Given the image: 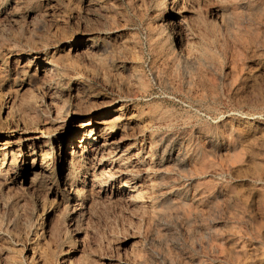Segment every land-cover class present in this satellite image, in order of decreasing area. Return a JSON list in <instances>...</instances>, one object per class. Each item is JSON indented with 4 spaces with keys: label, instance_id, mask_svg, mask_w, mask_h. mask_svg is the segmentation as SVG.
Segmentation results:
<instances>
[{
    "label": "rangeland",
    "instance_id": "374dc122",
    "mask_svg": "<svg viewBox=\"0 0 264 264\" xmlns=\"http://www.w3.org/2000/svg\"><path fill=\"white\" fill-rule=\"evenodd\" d=\"M204 1L0 0V264H264V0ZM84 32L96 45L79 48ZM37 52L65 65L58 84L20 57ZM130 69L142 87L112 154L129 171L82 155L78 211L61 133Z\"/></svg>",
    "mask_w": 264,
    "mask_h": 264
},
{
    "label": "bare ground",
    "instance_id": "6f19581e",
    "mask_svg": "<svg viewBox=\"0 0 264 264\" xmlns=\"http://www.w3.org/2000/svg\"><path fill=\"white\" fill-rule=\"evenodd\" d=\"M167 1V0H166ZM182 1V0H181ZM196 1V0H195ZM204 1V0H203ZM170 2V0H169ZM189 2V1H188ZM202 2V1H200ZM205 2V1H204ZM209 2V1H208ZM207 2V3H208ZM151 3V2H149ZM178 3V2H177ZM182 3V2H181ZM91 4V3H90ZM171 5V4H170ZM176 5V4H175ZM178 5V4H177ZM187 5V4H185ZM200 5V4H199ZM207 5V4H206ZM180 6V5H179ZM181 6H183L181 4ZM193 6V5H192ZM201 6V5H200ZM199 6V7H200ZM205 6V5H204ZM209 6V5H208ZM173 7V6H172ZM196 7V6H195ZM180 8V7H179ZM191 8V7H190ZM173 9V8H172ZM183 9V8H182ZM192 9V8H191ZM194 9V8H193ZM180 10V9H179ZM178 10V11H179ZM171 11V10H170ZM177 11V10H176ZM177 13H172L169 16L170 23H172L176 28L180 30L181 25H182V20L180 18V15ZM175 12V10H174ZM182 12V11H180ZM210 12V11H209ZM163 15V14H161ZM158 16V15H157ZM214 16V14H213ZM184 17V16H183ZM217 17V16H216ZM160 19V18H159ZM158 19V20H159ZM219 20V19H218ZM169 23V22H168ZM169 23V24H170ZM222 23V22H221ZM168 24V25H169ZM161 27V26H160ZM186 28V26H185ZM178 30V31H179ZM182 30V29H181ZM96 31V30H93ZM117 31V30H116ZM171 31V30H170ZM173 31V29H172ZM171 31V32H172ZM176 31V30H174ZM90 32V31H89ZM187 32V31H186ZM174 33V32H173ZM179 32L177 35L178 43L179 45L181 44V39L182 35ZM93 34V33H92ZM185 34V33H184ZM183 34V35H184ZM186 35V34H185ZM82 36L84 37V40L80 41L79 48H81L82 44L84 47L86 46H92L96 45L95 43L97 40H93L92 38L88 37V32L82 33ZM87 36V37H86ZM194 36V35H192ZM184 38V36H183ZM187 38V37H186ZM96 39V38H95ZM100 39V38H99ZM117 39V38H116ZM188 39V38H187ZM75 40V37L73 38V42ZM184 40V39H183ZM62 41V40H61ZM60 41V42H61ZM101 42V41H100ZM176 42V41H175ZM58 43V42H57ZM72 43V42H71ZM183 44L184 43L183 41ZM178 45V44H177ZM57 46V45H56ZM82 46V47H83ZM184 46V45H183ZM40 47V46H39ZM76 47V46H75ZM181 47V46H180ZM186 47V46H185ZM188 47V46H187ZM78 48V47H77ZM88 48V47H87ZM83 49V48H82ZM179 49V48H178ZM186 49V48H185ZM44 50V48L42 49ZM48 50V49H47ZM46 50V52H47ZM77 50V49H76ZM181 51H184L183 49ZM188 51V50H187ZM185 57L189 54V51ZM30 53V52H29ZM181 53V52H180ZM183 53V52H182ZM75 54V53H74ZM89 54V53H88ZM185 54V53H184ZM191 55V54H190ZM188 55V56H190ZM59 56V55H58ZM86 56V54H85ZM187 56V57H188ZM22 60L28 61V63H31L35 66V69L40 70V73L42 76H47V80H55L57 83V80L59 79L60 75L57 66L59 68L65 67L61 61L55 65V63H52L51 60H48L47 62L45 61V53L37 52L33 53L32 55H21L20 56ZM184 57V58H185ZM47 59V58H46ZM68 59V58H67ZM186 59V58H185ZM129 62V61H128ZM135 62V61H134ZM138 63V62H137ZM258 63V62H257ZM14 64V63H13ZM19 64V63H18ZM125 64V63H124ZM139 65V64H138ZM255 65V64H254ZM136 66V65H135ZM67 67V66H66ZM23 68V67H22ZM128 68V67H127ZM129 68H131L129 66ZM254 69V68H253ZM252 69V70H253ZM131 72L128 75V79L126 78V87L123 88L125 91L123 92H117L115 98H111L110 101H105L102 102L101 104L94 105L92 108L88 110H84L75 116L72 117V123L70 127H66V130H64L61 133V139L59 141H64L66 138L69 141V147H63L62 144L59 145V154H62L63 150V158H62V163H63V172H62V189L65 192L66 196H70V194H74L76 192L75 187H73V176H74V171L76 170L77 163L80 161V158L82 155L83 158L89 161V159L94 158L97 154H101L99 157V162H103L104 160H110L109 161V170L110 174L115 175V177H118L122 174H126L129 171L128 168V161L124 162L120 158V156L123 155V152L119 153L118 157H114L113 151L115 148L119 147V145L122 143L121 138H116L115 136V128L119 126L120 123H122L123 127L127 123L128 120H130V104L131 102L137 98V95L140 93V88L142 87L139 79L137 78V74L135 73L134 70L130 69ZM257 71V70H256ZM68 72V71H67ZM141 72V71H140ZM252 75V74H251ZM258 75V74H257ZM45 79V78H44ZM45 79V80H46ZM65 79V78H64ZM67 79V78H66ZM42 80V79H41ZM63 80V79H61ZM118 81V80H117ZM52 82V81H51ZM63 82V81H62ZM40 83H42L40 81ZM46 83V82H45ZM49 83V82H48ZM53 83V82H52ZM80 83V82H79ZM82 83V82H81ZM58 84V83H57ZM41 85V84H40ZM52 85V84H51ZM153 85V84H152ZM45 86V85H44ZM48 86V85H47ZM82 86V85H81ZM116 86V85H115ZM121 86V85H120ZM262 86V85H261ZM83 87V86H82ZM118 87V86H117ZM123 87V86H122ZM121 88V87H120ZM50 89V88H49ZM81 90V89H80ZM79 91V90H78ZM258 91V90H257ZM76 93V92H75ZM82 95V94H81ZM140 95V94H139ZM256 96V95H254ZM257 97V96H256ZM110 98V97H109ZM255 99V98H253ZM262 99V98H261ZM138 101V100H137ZM132 113V112H131ZM135 118V117H134ZM245 121H238L236 126L241 125V127H247V128H254L259 125L254 119L255 116L253 117H244ZM243 119V118H242ZM222 120V119H221ZM131 122V121H130ZM225 122V121H224ZM132 123V122H131ZM228 128V127H227ZM238 128V127H237ZM233 129V128H232ZM262 130V129H261ZM237 132V131H236ZM246 132V131H245ZM264 132V131H263ZM123 133V132H122ZM240 133V132H239ZM242 133V132H241ZM78 134H81L78 136ZM121 134V133H120ZM234 134V133H233ZM263 134V133H262ZM69 135V136H68ZM239 135V134H238ZM130 136V135H129ZM248 136V135H247ZM259 136V135H258ZM261 137V136H260ZM65 138V139H64ZM262 139V138H261ZM27 141H32L35 140V137H28L25 139ZM252 140V138L250 139ZM219 141V140H218ZM255 141V140H254ZM260 141V140H259ZM250 142V141H249ZM253 142V141H252ZM161 143V142H160ZM121 146V145H120ZM28 148V147H27ZM32 149V147H31ZM120 149V148H119ZM14 151V150H13ZM79 151V152H78ZM125 151V150H124ZM11 150L9 154H11ZM41 152V151H40ZM84 152V154H82ZM141 152V151H140ZM5 153V152H4ZM33 153V152H31ZM115 153V152H114ZM23 154V153H22ZM112 155L110 157H106L108 155ZM116 154V153H115ZM6 155V154H5ZM262 155V154H261ZM99 156V155H98ZM41 157V156H40ZM6 158V157H5ZM12 158V157H11ZM32 158V157H31ZM96 158V157H95ZM131 158V157H130ZM129 158V159H130ZM4 160V159H3ZM82 160V158H81ZM140 160V159H139ZM2 161V160H1ZM41 161V160H40ZM6 162V161H5ZM11 161H9L10 163ZM13 162V161H12ZM97 162V161H96ZM130 162V161H129ZM3 163V162H2ZM134 163V162H133ZM143 163V162H142ZM251 163V162H250ZM36 167V173L43 175L45 171V165L40 163H35ZM100 164V163H99ZM157 164V163H156ZM10 165V164H9ZM79 165V164H78ZM123 165H126V167H123ZM133 165V164H132ZM142 165V164H141ZM87 166V165H86ZM138 166V165H137ZM78 167V166H77ZM97 167V166H96ZM62 168V167H61ZM131 168V167H130ZM8 169V168H7ZM91 169V168H90ZM94 169V168H93ZM1 170V169H0ZM95 170V169H94ZM10 171V170H9ZM49 171V170H48ZM9 174V173H8ZM141 174V173H140ZM145 174V173H144ZM78 175V173H77ZM97 175V174H96ZM102 175V174H101ZM128 175V174H127ZM132 175V174H131ZM44 176V175H43ZM46 176V175H45ZM47 177V176H46ZM144 177V176H143ZM80 179V178H79ZM98 179V177H97ZM132 179V178H130ZM94 172L88 173L85 172L83 173L81 177V183L84 185H89L93 186L94 184ZM126 180V179H124ZM243 180V179H242ZM106 182V181H105ZM238 182V181H237ZM128 182L123 181V182H118L115 189L118 191L122 190H128ZM131 184V183H130ZM139 184V183H138ZM142 184V183H141ZM83 186V185H82ZM138 186V185H137ZM90 188V187H89ZM135 188V187H134ZM77 189V188H76ZM78 190V189H77ZM82 190V188H81ZM92 190V189H91ZM140 190V189H139ZM79 191V190H78ZM77 191V192H78ZM131 192L127 197H126V202L127 206H131L132 204L136 203L137 200V193L135 192L134 189H129ZM128 191V192H129ZM137 191V190H136ZM92 192V191H91ZM90 192V193H91ZM124 192V191H123ZM80 193V192H79ZM89 193V194H90ZM101 193L100 190H96L94 194H99ZM169 193V192H168ZM167 193V194H168ZM76 194V193H75ZM82 194V193H81ZM79 194H76V196L73 197V202L76 204L77 202V197ZM114 195V194H113ZM166 195V194H165ZM63 196V195H62ZM91 196V195H90ZM64 197V196H63ZM82 197H84L82 195ZM87 197V196H86ZM95 197V196H93ZM99 197V196H97ZM176 198V196H175ZM69 199V198H68ZM116 199V198H115ZM145 199V198H144ZM67 201V200H66ZM92 201V199H90ZM95 201V200H94ZM81 202V201H80ZM79 202V203H80ZM86 202V201H85ZM142 202V201H141ZM146 202V201H144ZM77 204V210L79 211L81 209L80 204ZM87 203V202H86ZM91 203V202H90ZM138 203V202H137ZM148 203V202H147ZM146 203V204H147ZM58 204V203H57ZM131 204V205H130ZM145 204V203H144ZM62 205V204H61ZM90 205V204H89ZM88 205V206H89ZM87 206V207H88ZM135 206V204H134ZM91 207V206H90ZM143 208L144 206H138ZM147 207V206H146ZM145 208V207H144ZM84 209V208H83ZM90 209V208H89ZM132 209V207H131ZM136 209V208H135ZM72 210V209H71ZM87 210V209H86ZM147 210V209H146ZM83 211V210H82ZM133 211V210H132ZM76 212V211H75ZM78 213V212H77ZM76 213V214H77ZM87 213V212H86ZM79 214V213H78ZM140 214V213H139ZM75 219V218H74Z\"/></svg>",
    "mask_w": 264,
    "mask_h": 264
}]
</instances>
